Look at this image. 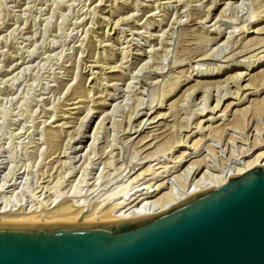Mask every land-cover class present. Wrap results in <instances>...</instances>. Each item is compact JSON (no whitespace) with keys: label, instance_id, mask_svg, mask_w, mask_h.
<instances>
[{"label":"rangeland","instance_id":"374dc122","mask_svg":"<svg viewBox=\"0 0 264 264\" xmlns=\"http://www.w3.org/2000/svg\"><path fill=\"white\" fill-rule=\"evenodd\" d=\"M263 43L264 0H0V207L42 208L64 194L62 201H78L90 213L99 206L112 211L150 183L151 190L163 183L155 199L181 192L205 171L213 177L244 166L264 150V105L256 104L264 97V46L240 53ZM242 71L251 73L239 81ZM250 76L261 87L257 94L243 89ZM226 77H233L231 93ZM219 100L218 111L210 112ZM251 104L245 118L230 122ZM159 113L167 116L150 123ZM211 117L215 125L228 118L229 127L206 132ZM164 130L170 140L153 138ZM187 135L188 146L202 145L193 159L209 164L190 177L187 162L149 180L155 168L192 151L184 146L152 158L155 148ZM155 140L159 145L146 146ZM141 171L147 175L138 186L131 180ZM11 178L17 184L6 187ZM56 208L43 210L49 218L39 221L76 220L53 215ZM112 212L87 222L117 220Z\"/></svg>","mask_w":264,"mask_h":264},{"label":"water","instance_id":"95a60500","mask_svg":"<svg viewBox=\"0 0 264 264\" xmlns=\"http://www.w3.org/2000/svg\"><path fill=\"white\" fill-rule=\"evenodd\" d=\"M0 264H264V164L145 216L0 222Z\"/></svg>","mask_w":264,"mask_h":264},{"label":"bare ground","instance_id":"6f19581e","mask_svg":"<svg viewBox=\"0 0 264 264\" xmlns=\"http://www.w3.org/2000/svg\"><path fill=\"white\" fill-rule=\"evenodd\" d=\"M131 15V14H130ZM118 21V20H117ZM172 26V25H171ZM255 28V27H254ZM250 29V31L251 32H257V33H260V31H262V29H263V27L261 28H256V29ZM264 44V43H263ZM264 45H256L255 47H252V48H247V49H244V50H242L241 51V55L240 56H245L246 54H248V52H250V51H252V50H257V49H261L262 47H263ZM215 51V50H214ZM261 52H264V49L263 50H261ZM255 54V53H254ZM212 56V55H211ZM254 56V55H253ZM255 56H257V54L255 55ZM204 57H206V56H204ZM263 58H264V55H263ZM234 59V58H233ZM203 60V59H202ZM225 62H227V63H229V62H231L232 61V59H226V60H224ZM258 61H260V62H262V59L260 58ZM206 63V62H205ZM144 67H145V65H144ZM223 67H226V68H230L231 67V64H228V65H220L219 66V71H218V73H220V72H222L223 71ZM250 69V68H249ZM252 69H254V68H252ZM156 72V71H155ZM230 72V71H229ZM244 73H248V74H250L251 72H236V77L235 78H237V80L239 79V81L241 80V79H244L245 78V76L242 78V76L244 75ZM212 75V74H211ZM234 76V75H233ZM253 76V75H252ZM252 76H250V78H249V80H250V83H248V84H246L245 86H244V88L243 89H246V88H255V90H254V92L252 91V92H250V94L251 93H255V94H257L258 93V91H260L261 89V87H263L264 88V82L262 83V85H261V87L260 88H257L258 86H252L253 84H252ZM230 77V76H229ZM211 78V77H210ZM231 78H233V77H231ZM231 78H229L228 79V77H226V79H228V81H227V83H225L226 84V89H227V91L226 92H228V93H231V89L229 88V80L231 79ZM212 79V78H211ZM234 80V79H233ZM233 80H231L230 82H234ZM226 81V80H225ZM213 82H217V81H206V83L208 84L209 83V85H210V83H213ZM201 83H204L203 81L201 82ZM220 83V82H219ZM205 84V83H204ZM232 84V83H231ZM235 84V83H234ZM199 85H200V83H199ZM216 85V84H215ZM210 87V86H209ZM207 88L208 90H210V88ZM212 87H213V85H212ZM215 87V86H214ZM223 87H224V83H220V84H217L216 85V87H215V89L216 90H222L223 89ZM201 88V87H200ZM240 90H241V85L238 87ZM200 90V89H199ZM235 91V90H234ZM239 92V91H238ZM238 92H236L237 94H238ZM205 96V95H204ZM245 97H246V95H245ZM245 97H239V99H245ZM163 101V100H162ZM220 101L221 100H219V102L217 103V105L215 106V107H213L212 109H211V111L210 112H214L215 110H217L218 111V109H219V106H220ZM164 102V101H163ZM254 102V101H253ZM175 103V102H174ZM233 103H236V102H233ZM238 103V102H237ZM236 103V104H237ZM158 104H160L159 105V107L161 108L162 107V103L160 102V103H158ZM158 104H156V105H158ZM257 105H261V104H263L264 105V97H262L261 98V100L260 101H258L257 103H256ZM155 105V106H156ZM173 105L174 104H172V105H170V107L172 106L173 107ZM252 105V104H251ZM248 106V107H245V109L244 108H240L239 109V112H235V114H234V119L233 120H231L230 118V122H233L234 120L236 121L238 118H245V116H247L248 114H249V112L250 111H253V105L252 106ZM205 106V105H204ZM167 107V106H166ZM171 107V108H172ZM230 107V106H229ZM260 107V106H259ZM170 108V109H171ZM208 108V107H207ZM205 109V108H204ZM90 112V111H89ZM154 113V112H153ZM153 113L152 114H150V116H152L153 115ZM149 114V112L148 113H146V115H148ZM167 113H159L158 115H155L150 121H152V122H150V123H153V122H158L159 120H157V121H155V119L157 118V117H165V116H167L166 115ZM251 114H254L253 112H251ZM250 114V115H251ZM169 115V114H168ZM201 115H205L204 114V112H202V114ZM223 115H224V113H223ZM238 116H240V117H238ZM219 117H222V116H219ZM247 118V117H246ZM86 119V118H85ZM150 119V118H149ZM167 119V118H166ZM211 120H212V122H214V124L212 123V124H209V126H208V128H207V131L206 132H209L210 131V133L212 132V135H213V133L215 132V133H217L220 129H222V130H226V127H229V124H230V122H226L225 120L226 119H228V118H223V120L224 121H222L221 119L219 120V121H221L220 123H219V121L217 122L218 124H216L215 125V120L213 121V119H215V117H211L210 118ZM147 121V120H146ZM217 121V120H216ZM239 122V121H238ZM202 123V122H201ZM201 123H200V127H199V130H198V132L200 133V131L203 129V125H201ZM159 125H160V123H159ZM235 125H236V127H237V125L238 124H234V126L233 127H235ZM140 126V125H139ZM261 130V129H260ZM165 131V130H164ZM217 131V132H216ZM162 133V132H161ZM164 133V132H163ZM171 133V131L170 132H168V130H166L165 131V133H164V135H160V134H156L153 138H160V140H158V141H160L161 142V140H163V141H167V140H170L171 139V135L169 136V134ZM209 134V133H208ZM149 135V134H148ZM209 136V135H208ZM189 135H187L186 136V138H185V140H183V138H181V140L180 141H178V140H174V142H172V143H170L169 145H167L166 146V149H163V146L161 147V145H163V144H161L160 143V145H159V143H158V141H156L154 144H153V142H151V143H148L146 146L147 147H154L155 145H159V146H157V150H156V148H155V153H153V156H152V158L154 157V156H156L157 154H159V153H163L164 155L165 154H168V155H170L171 153H173L174 151H176V149L177 148H179V147H187L188 145H187V143H188V139H189ZM147 138H149V136H145L144 135V137L143 138H141L140 140L141 141H145V139H147ZM166 139V140H165ZM201 139H203V138H201ZM130 140V139H129ZM147 141V140H146ZM140 142V141H139ZM141 143V142H140ZM167 143V142H166ZM143 144V143H142ZM146 144V143H145ZM145 144H143V145H145ZM150 145V146H149ZM146 146H144V148H146ZM201 144H198V141H196V142H194L191 146H188L190 149H192V151H190L189 152V150L188 149H186V150H184L180 155H178V159H174V160H170V161H173L174 162V164L172 165V166H169V164H167V165H165V166H159V167H157V168H155L156 170H154V171H152V173H149L150 175H152L153 173V175H152V178H149V180H153V179H157V177H159V175H161V173L162 172H165V173H170V172H172V170H174V172L176 173V171H178L179 169H181L183 166H185V164H187V162H189V164L187 165V167L185 168V172L184 173H186V176H188L189 175V177H190V173H192V175H195V174H199V171H200V169H201V167L203 168V165H207V164H209V163H207V162H201L200 160H202V159H200V160H194L193 158L194 157H196L198 154H197V150H199L200 148H201ZM160 148V150H158L159 148ZM165 147V146H164ZM143 148V149H144ZM76 149V148H75ZM142 149V150H143ZM194 150V151H193ZM154 151V150H153ZM63 153V152H62ZM161 153V154H162ZM151 154H152V152H151ZM249 154V153H248ZM68 155V154H67ZM150 155V154H149ZM175 155V154H174ZM148 155H146L145 157L146 158H148V159H151L150 158V156H148ZM204 161V160H203ZM206 161V160H205ZM259 164H264V150L263 151H260V152H258V154L255 156V157H253L251 160H249V161H246V163L244 164V166H242V167H237V166H233L232 167V165L230 166V168L229 169H226L227 171H223L224 173H221L222 175H216V176H214V173H211V175L213 174V177H211V176H208L209 174H208V172H207V174H206V171H205V174H203L204 176H202L201 175V177H199L198 179L195 177L193 180L191 179V182H189L190 184L188 185L187 183V186L186 187H184V189H182V191L181 192H179V193H173V192H176V191H173V192H169L168 194L166 193V195H164L165 193H163V195L162 196H158V198L157 197H154L155 199H152V197H153V193L155 192V191H157V190H159V189H161V186H162V184L163 183H160V184H156V186H155V188L153 189V190H151L150 189V187H153L152 185H151V183H150V185H148L147 187H146V189H147V191H145L146 189H144L143 190V192H141V193H138L139 191H142V189H138L136 192H134V193H132L130 196H129V198H128V202L127 203H125L124 201H127L126 199L123 201V202H120V203H118L117 205H114L113 206V209H112V211H116V214H114V218L115 219H126V218H133V217H140V216H145V215H149V214H153V213H158V212H161V211H163V210H166V209H168V208H170L171 206H173L174 204H177V203H179L180 201H182L183 199H185V198H187V197H189L190 195H192V194H195V193H197V192H200V191H202V190H205V189H208V188H211V187H215V186H219V185H222L223 183H225L228 179H229V177H231V175L232 174H235V173H243V172H245V171H247V170H249V169H251L252 167H255V166H257V165H259ZM162 167H164V168H162ZM181 167V168H180ZM205 167V166H204ZM211 167V166H210ZM159 168H161V169H164L163 171H159L160 169ZM136 169V168H135ZM147 169V168H146ZM157 169H159V170H157ZM218 169V168H217ZM222 170H224V169H222ZM220 171V170H219ZM141 173H142V171H141ZM141 173H139V175H137V176H135L131 181H135L136 179V181L135 182H137L136 184H138V186L139 185H142L143 183H145V182H141L143 179H146V175L147 174H141ZM183 173V172H182ZM204 173V172H203ZM148 174V175H149ZM174 174V173H173ZM188 174V175H187ZM143 175V176H142ZM168 175H172V173L171 174H168ZM167 175V176H168ZM184 175V174H183ZM162 176H163V174H162ZM167 176H164V177H167ZM182 176V175H181ZM178 177V176H177ZM168 178V177H167ZM188 178V177H187ZM148 179V178H147ZM175 179V178H174ZM181 179V178H180ZM197 179V180H196ZM12 180V178L9 180V183L8 182H5L4 183V185L2 186L3 188L2 189H4L5 188V186L7 185V183H8V185L6 186V187H11V186H13L14 184H17V181H15L14 180V182L13 181H11ZM140 180V181H139ZM169 180V179H168ZM109 181V180H108ZM139 181V182H138ZM148 181V180H147ZM175 181H179V180H175ZM107 183V182H106ZM131 183H133V182H131ZM165 183V182H164ZM185 184V185H186ZM92 185V184H91ZM108 184H106V186H107ZM185 185H183V186H185ZM48 186V185H47ZM105 186V187H106ZM137 186V185H136ZM181 186V185H180ZM44 187H45V185H44ZM49 188V187H48ZM129 188V187H128ZM136 188V187H135ZM173 188V187H172ZM179 188V187H178ZM47 189V188H46ZM132 189V188H131ZM174 189V188H173ZM5 190V189H4ZM4 190H0V192H2V191H4ZM15 190V189H14ZM133 190V189H132ZM179 190H180V188H179ZM178 190V191H179ZM9 191V190H8ZM13 191V190H12ZM125 191V190H124ZM127 191V190H126ZM171 191V190H170ZM177 191V192H178ZM14 192V191H13ZM129 192H130V190H129ZM127 193V192H126ZM87 194V193H86ZM119 194V193H118ZM38 195V194H37ZM60 195V194H59ZM59 195L57 196H54V197H51V198H49L46 202H43V206H42V208H41V206H40V208H39V206H37V207H35V208H30V209H27V208H23V210H20L22 207H19V208H15V209H9L8 208V206H2V207H0V221L1 222H5V221H9L10 220V222H11V220H12V222L13 221H23V222H35V221H39L40 219H45V217L47 216V214H45L44 212L46 211V210H50V209H52V208H56V209H54V210H56V211H54L53 213V215H55V216H65V218H71V221L73 220V219H76V220H78V222H87L89 219H91L90 217H94L95 215H98L99 214V216L98 217H100V216H102V217H105V215L106 214H111V215H113V212L112 211H110V209H109V211L106 209L105 210V208H102L101 206H99V207H96L95 208V210H93V212L92 213H90L89 211L91 210L90 208L89 209H87L86 207H84V206H82V205H80L79 203H77L76 202V204H70V203H66V201H69V199H67L66 201L65 200H63L62 201V198H61V196H63L64 194H61V196H60V198H59ZM106 195H108V194H106ZM110 195V194H109ZM118 196V195H117ZM65 197V196H64ZM68 197V196H67ZM111 197V196H110ZM79 199V198H78ZM122 203H124L123 205H122ZM44 206H46V207H44ZM74 206H76L77 208H79V209H75V207ZM14 208V207H13ZM94 208V207H93ZM43 210H44V212H43ZM40 212V213H39ZM48 212V211H47ZM50 213V212H49ZM101 214V215H100ZM111 215H109V216H111ZM108 216V217H109ZM48 217V216H47ZM46 217V218H47ZM54 217V216H53ZM52 217V218H53ZM95 217H97V216H95ZM49 218V217H48ZM113 218V219H114ZM95 219V218H94ZM99 219V218H98ZM100 219H102V218H100ZM49 220V219H48ZM51 220V219H50ZM60 220V219H59ZM62 220H64V219H62ZM67 220V219H66ZM70 220V219H69ZM76 220H74V222L76 221ZM106 220V219H105ZM108 220V219H107ZM44 221V220H43ZM46 221V220H45ZM90 221V220H89ZM39 222H41V221H39ZM50 222V221H49Z\"/></svg>","mask_w":264,"mask_h":264}]
</instances>
